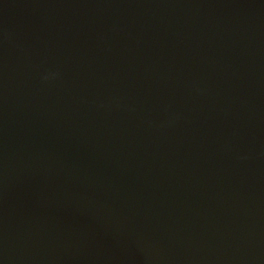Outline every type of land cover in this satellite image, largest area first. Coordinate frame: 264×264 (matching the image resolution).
Instances as JSON below:
<instances>
[{
	"label": "water",
	"instance_id": "95a60500",
	"mask_svg": "<svg viewBox=\"0 0 264 264\" xmlns=\"http://www.w3.org/2000/svg\"><path fill=\"white\" fill-rule=\"evenodd\" d=\"M0 264H264V0H0Z\"/></svg>",
	"mask_w": 264,
	"mask_h": 264
}]
</instances>
